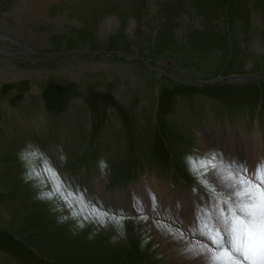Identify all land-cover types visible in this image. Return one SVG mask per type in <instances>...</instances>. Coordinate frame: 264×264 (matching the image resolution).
<instances>
[{
	"label": "rangeland",
	"instance_id": "rangeland-1",
	"mask_svg": "<svg viewBox=\"0 0 264 264\" xmlns=\"http://www.w3.org/2000/svg\"><path fill=\"white\" fill-rule=\"evenodd\" d=\"M257 132L264 0H0V264H171L118 192L224 196Z\"/></svg>",
	"mask_w": 264,
	"mask_h": 264
},
{
	"label": "bare ground",
	"instance_id": "bare-ground-1",
	"mask_svg": "<svg viewBox=\"0 0 264 264\" xmlns=\"http://www.w3.org/2000/svg\"><path fill=\"white\" fill-rule=\"evenodd\" d=\"M114 22V20H111L109 21L110 24H108L112 26ZM132 28L133 27L129 26L127 35H129L128 39L131 38L130 43L135 44L132 39ZM139 29L143 30L141 28ZM141 35L144 34L142 33ZM136 37L140 38V36L137 35ZM241 44L246 43L241 41ZM51 80H54V78L49 77L48 81ZM137 117H139V115ZM216 138L219 139V141L216 142L215 140L214 144L218 148L220 144L226 148L225 150L221 149V151H225L222 152L223 155H226V152L231 153L232 146L236 148L238 146L244 147L245 150L249 148L250 156L247 157V162H249L250 166L249 169L256 177H259V181L264 182V156L254 157L257 153L264 152V134L257 132L247 137L235 133L232 137L219 135L218 137L216 136ZM253 166H255L254 171ZM236 168L242 170V177L244 179H249L251 178L250 176L253 177L251 171H246L242 164H238V166H223L222 169H219L215 173L223 174L225 175L224 177H229L227 184L214 182L218 186V190L223 192L222 194L224 196H220L218 193L215 194L214 192H207V194L201 192V195L198 197L200 205H197L193 201V196L188 195L185 190H183V192H173L168 189L164 183L160 184L159 181H156L154 178H149L148 182H142L141 186L136 185L135 188H132L130 195H126L124 192L119 191L113 201V205L123 206L124 208L130 207L138 212H149L153 215L154 219L145 223L146 227L150 230L148 237L151 239V242L163 247L164 259L167 257L171 264H225V261L213 260L210 252L205 249H208L211 245L207 233L210 231L213 224L212 217L217 214L218 207L221 206V201L219 199L222 200L232 197L233 200H235L236 193L243 191L246 187L249 189L251 188V183L238 176L235 171ZM240 181L246 183L241 184ZM100 182L104 183V180L98 176L95 181V189L99 191ZM146 192H148V194ZM193 217L205 219V221H194L192 220ZM156 219L165 221L166 225L160 228ZM169 223L182 224L187 230L185 236H180L179 234L181 233L171 232L168 226ZM225 235L227 234L225 233Z\"/></svg>",
	"mask_w": 264,
	"mask_h": 264
},
{
	"label": "snow or ice",
	"instance_id": "snow-or-ice-1",
	"mask_svg": "<svg viewBox=\"0 0 264 264\" xmlns=\"http://www.w3.org/2000/svg\"><path fill=\"white\" fill-rule=\"evenodd\" d=\"M235 196L221 200L207 233L211 245L205 250L225 264H264V182Z\"/></svg>",
	"mask_w": 264,
	"mask_h": 264
}]
</instances>
